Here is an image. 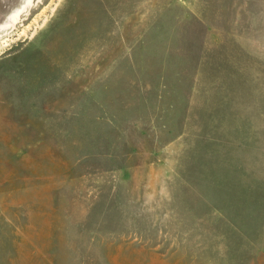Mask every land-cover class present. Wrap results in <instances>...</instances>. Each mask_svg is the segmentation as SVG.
<instances>
[{
	"label": "rangeland",
	"instance_id": "rangeland-1",
	"mask_svg": "<svg viewBox=\"0 0 264 264\" xmlns=\"http://www.w3.org/2000/svg\"><path fill=\"white\" fill-rule=\"evenodd\" d=\"M0 264H264V0H0Z\"/></svg>",
	"mask_w": 264,
	"mask_h": 264
}]
</instances>
